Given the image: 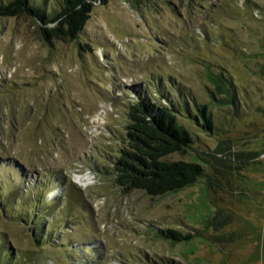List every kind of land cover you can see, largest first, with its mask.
Returning a JSON list of instances; mask_svg holds the SVG:
<instances>
[{
  "label": "rangeland",
  "instance_id": "rangeland-1",
  "mask_svg": "<svg viewBox=\"0 0 264 264\" xmlns=\"http://www.w3.org/2000/svg\"><path fill=\"white\" fill-rule=\"evenodd\" d=\"M30 1L45 14L61 5ZM40 25L0 17V238L12 253L26 264H264V0L97 1L76 39L50 42ZM137 99L178 110L194 142L169 159L201 165L193 185L151 197L113 183ZM193 104L208 106L212 130L187 117Z\"/></svg>",
  "mask_w": 264,
  "mask_h": 264
},
{
  "label": "trees",
  "instance_id": "trees-1",
  "mask_svg": "<svg viewBox=\"0 0 264 264\" xmlns=\"http://www.w3.org/2000/svg\"><path fill=\"white\" fill-rule=\"evenodd\" d=\"M97 1L102 4L108 2L61 0L59 11L45 14L43 10L34 7L30 0H10L6 3L0 2V17L26 14L37 18L42 23L39 28L47 42L64 35L76 39ZM193 105V113L185 106L187 117L199 122L201 128L212 130L213 122L208 106ZM177 113L175 108L148 99H137L129 105L123 146L111 160L113 183L124 193L140 190L151 197L161 196L189 187L204 175L201 165L195 161L169 159L170 155L190 148L194 142L191 131L179 123ZM40 211L44 209L38 208V212ZM4 213L6 216L9 214L7 209ZM30 227L33 241L43 246L45 233L36 221ZM159 234L173 242L190 241L194 238L191 232L182 233L173 229L160 230ZM8 246L6 238L1 237L0 264H26L22 259L27 257L22 256L18 250V255L13 254ZM34 260L35 256L28 264H33Z\"/></svg>",
  "mask_w": 264,
  "mask_h": 264
},
{
  "label": "bare ground",
  "instance_id": "bare-ground-1",
  "mask_svg": "<svg viewBox=\"0 0 264 264\" xmlns=\"http://www.w3.org/2000/svg\"><path fill=\"white\" fill-rule=\"evenodd\" d=\"M75 179L79 182L80 185H83L85 187L92 181V177L89 174L77 176Z\"/></svg>",
  "mask_w": 264,
  "mask_h": 264
}]
</instances>
